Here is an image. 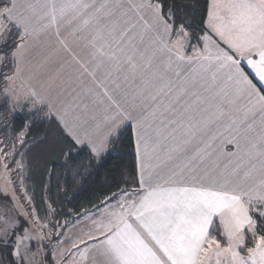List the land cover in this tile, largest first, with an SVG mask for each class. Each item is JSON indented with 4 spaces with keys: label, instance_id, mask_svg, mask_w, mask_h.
Masks as SVG:
<instances>
[{
    "label": "snow or ice",
    "instance_id": "6c2138e0",
    "mask_svg": "<svg viewBox=\"0 0 264 264\" xmlns=\"http://www.w3.org/2000/svg\"><path fill=\"white\" fill-rule=\"evenodd\" d=\"M183 8L0 0L3 91L56 124L67 171L133 128L137 157L123 186L70 221L52 218L42 187L45 223L28 132L0 141L12 264H264V0H207L198 22Z\"/></svg>",
    "mask_w": 264,
    "mask_h": 264
},
{
    "label": "trees",
    "instance_id": "16d2710c",
    "mask_svg": "<svg viewBox=\"0 0 264 264\" xmlns=\"http://www.w3.org/2000/svg\"><path fill=\"white\" fill-rule=\"evenodd\" d=\"M172 2L184 6L183 10L197 22L201 18H206L207 0ZM8 64L9 61L4 59L0 65V141L12 144L21 130L28 132L25 138L33 142L28 158L32 163V182L37 193L35 199L43 204L40 190L47 187L48 195L45 199H50L56 208L55 218L65 219L85 209H91L100 203V198L115 191L117 185L123 186L121 177L130 178L137 167L133 129L131 132H125L118 146L112 148L101 161H90L83 167L78 166L73 168L72 172H68V165L63 163L60 151L62 137L56 124L51 119L45 120L43 113L13 112L11 103L3 91L7 87L3 77L11 71ZM86 158V155L82 154L79 159ZM72 159L77 158L74 156ZM68 163L71 164V160ZM50 174L51 182L48 183ZM0 200L5 198L0 195ZM61 208L64 209L63 212H60ZM11 251L10 247L5 249L0 246L3 264H12L13 258L9 255Z\"/></svg>",
    "mask_w": 264,
    "mask_h": 264
},
{
    "label": "rangeland",
    "instance_id": "374dc122",
    "mask_svg": "<svg viewBox=\"0 0 264 264\" xmlns=\"http://www.w3.org/2000/svg\"><path fill=\"white\" fill-rule=\"evenodd\" d=\"M3 58H0V65H1V63L3 62ZM11 103V102H10ZM12 109H13V107H12ZM16 112V110H14L13 109V112ZM35 112H37V111H35ZM32 193H31V191L29 192V195H31ZM17 195L19 196L20 195V193L19 192H17ZM3 198H5V197H3ZM7 203H9V204H11L12 202H11V200H9V201H6ZM22 203H24V201L22 200L21 201ZM42 202H38L37 201V199H35L34 200V204H35V207H36V210H37V212H38V214H39V216H40V218L43 220V222H45V223H47V220L46 219H44L45 218V216H46V213H45V207H43V206H45V204L43 203V204H41ZM26 206V205H25ZM73 215V214H72ZM71 216V215H70ZM53 219H56L55 217H52ZM73 219V218H72ZM72 219H70V220H72ZM28 220L29 221H32L33 220V218H32V216H29L28 217ZM66 220H68V219H66ZM69 220V221H70ZM25 227L26 228H32V229H37L38 228V226L37 225H35L34 223L33 224H26L25 225ZM31 247L33 248V249H35L36 248V244L35 243H32L31 244ZM46 264H50L49 263V261H46Z\"/></svg>",
    "mask_w": 264,
    "mask_h": 264
},
{
    "label": "crops",
    "instance_id": "0c3cea01",
    "mask_svg": "<svg viewBox=\"0 0 264 264\" xmlns=\"http://www.w3.org/2000/svg\"><path fill=\"white\" fill-rule=\"evenodd\" d=\"M5 95H6V97L9 99V101L11 102V106L13 107V109L14 110H16V112L15 113H33V112H35L36 110L35 109H32L31 108V106H25V104L24 103H17V102H15L14 101V99L12 98V96H11V94H9V93H6L5 92ZM133 135H134V137H135V131H134V128H133ZM86 210V209H85ZM84 211V210H83ZM82 212V211H81ZM73 215H75V214H73ZM73 215H71V216H69V217H67V218H65V220L66 219H68V220H70V219H72L73 218ZM37 257L39 258V253H37ZM50 263V262H49Z\"/></svg>",
    "mask_w": 264,
    "mask_h": 264
},
{
    "label": "water",
    "instance_id": "95a60500",
    "mask_svg": "<svg viewBox=\"0 0 264 264\" xmlns=\"http://www.w3.org/2000/svg\"><path fill=\"white\" fill-rule=\"evenodd\" d=\"M0 261H2V260H1V257H0Z\"/></svg>",
    "mask_w": 264,
    "mask_h": 264
},
{
    "label": "flooded vegetation",
    "instance_id": "af4514ba",
    "mask_svg": "<svg viewBox=\"0 0 264 264\" xmlns=\"http://www.w3.org/2000/svg\"><path fill=\"white\" fill-rule=\"evenodd\" d=\"M0 211H2V210H0Z\"/></svg>",
    "mask_w": 264,
    "mask_h": 264
}]
</instances>
